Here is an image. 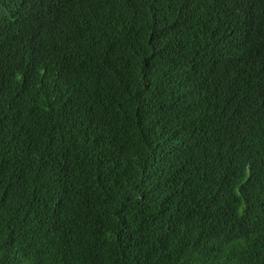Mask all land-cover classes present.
I'll list each match as a JSON object with an SVG mask.
<instances>
[{
	"label": "trees",
	"instance_id": "16d2710c",
	"mask_svg": "<svg viewBox=\"0 0 264 264\" xmlns=\"http://www.w3.org/2000/svg\"><path fill=\"white\" fill-rule=\"evenodd\" d=\"M0 264H264V0H0Z\"/></svg>",
	"mask_w": 264,
	"mask_h": 264
}]
</instances>
